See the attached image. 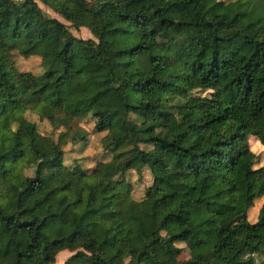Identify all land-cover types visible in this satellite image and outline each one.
<instances>
[{
	"label": "trees",
	"instance_id": "16d2710c",
	"mask_svg": "<svg viewBox=\"0 0 264 264\" xmlns=\"http://www.w3.org/2000/svg\"><path fill=\"white\" fill-rule=\"evenodd\" d=\"M39 1L91 37L36 0H0V38L3 26L33 38L41 67L19 70L22 41L0 43V160L37 158L14 191L0 175V264H53L61 249V264H264V174L247 142L264 147V0ZM70 73L80 102L99 104L92 129L109 158L90 167L64 161L63 144L86 139L80 113L43 97ZM142 166L153 176L135 199L126 173Z\"/></svg>",
	"mask_w": 264,
	"mask_h": 264
},
{
	"label": "rangeland",
	"instance_id": "374dc122",
	"mask_svg": "<svg viewBox=\"0 0 264 264\" xmlns=\"http://www.w3.org/2000/svg\"><path fill=\"white\" fill-rule=\"evenodd\" d=\"M37 4L50 16H54L68 25V30L77 37H91L89 30L80 26L77 29L72 27L69 22L63 19L51 8L43 4L41 1L36 0ZM229 14L228 11H225ZM151 17L165 16L171 19L177 18V13L174 10H168L160 12L157 10H150ZM9 39H18L22 41L21 47L18 50L12 51V59L14 64L19 70H29L33 73H38L41 70L39 57L35 53V41L33 38H29L21 34V32L9 31L5 26L1 29L0 43ZM233 48H241L250 58L251 70L256 72L255 61L252 59V49L240 42L234 40L231 42ZM152 50L158 54H166V41L157 37L153 44ZM84 93L82 85V77L80 74L70 73L67 79L60 81L56 85H51L44 93V101L49 104L59 103V107L66 113L72 115L80 113L77 125L87 130L86 139L82 142H66L63 144L64 149V161L65 163L78 162L83 167L93 166L96 161L105 160L109 158V154L104 151L99 142L100 136L103 131H94L92 125L95 119L96 111L99 109V104L95 103L91 106H85L80 102V98ZM14 118L20 117V111L16 108L10 110ZM25 115L34 120L36 126L40 132L49 133L52 131L51 126L44 118H38L34 111L29 109L25 110ZM249 148L256 153V165H262V172L264 174V150L263 145L256 139L255 136L249 135L247 137ZM37 158H33L30 161H25L23 158H13L10 160H0V175L3 178V183L10 191H14L25 183L27 175L31 174L33 164ZM152 173L149 172L145 166H142L140 171L137 172L133 169L128 170L126 177L131 181L132 191L131 195L135 199H139L143 194V189L152 180ZM254 187L257 189L264 188V178L254 182ZM255 199V200H254ZM253 199V204L248 208L246 217L249 221H253L256 218L257 209L263 201V196ZM181 247V251L178 254V259L186 258L189 255V249L184 243H177ZM71 252L68 249H61L55 255L53 264H61L63 259L66 258Z\"/></svg>",
	"mask_w": 264,
	"mask_h": 264
}]
</instances>
